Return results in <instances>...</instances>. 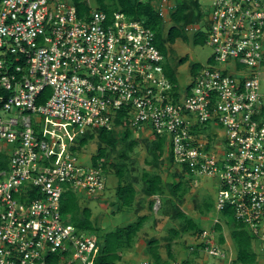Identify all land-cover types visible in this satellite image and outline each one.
<instances>
[{"label":"built area","instance_id":"built-area-1","mask_svg":"<svg viewBox=\"0 0 264 264\" xmlns=\"http://www.w3.org/2000/svg\"><path fill=\"white\" fill-rule=\"evenodd\" d=\"M204 20L212 55L179 90L143 20L0 0V264H93L96 236L61 220L60 199L64 185L105 189L102 161L84 166L72 149L94 129L149 131L175 166L216 179L211 227L190 251L226 260L214 227L229 216L264 242V0H210Z\"/></svg>","mask_w":264,"mask_h":264},{"label":"rangeland","instance_id":"rangeland-1","mask_svg":"<svg viewBox=\"0 0 264 264\" xmlns=\"http://www.w3.org/2000/svg\"><path fill=\"white\" fill-rule=\"evenodd\" d=\"M180 0H152L155 8L163 19V33L172 25L169 13ZM191 1V0H190ZM203 12L205 19L209 10L210 0H196ZM87 2L95 7L94 0ZM204 20V19H203ZM203 20L197 25L190 27L187 31L188 38L186 40L177 39L173 44H166L165 48V65L172 70L176 77V84L179 90H184L192 80L190 67L192 64L205 65L208 63L212 55V49L207 44H194L193 34L196 30H202ZM264 50V46H263ZM184 57L185 61L179 63L178 60ZM260 95L264 105V64L260 68ZM123 129L116 130V136L120 138ZM137 141L132 151L128 152L127 174L130 177L140 178L143 171L157 173L162 178V193L158 196L143 197L140 194V182L134 183L137 191L135 201L131 207L118 208L115 190L118 178L115 174V168L109 166L110 162H117V153L112 152L106 159V186L99 194L93 196L80 195V206L91 209L92 220L100 228L101 231H110L116 227H122L132 222L138 215H147L146 221L134 238L132 245L122 249L121 260L117 264H134L140 259H150L148 253L147 241L155 239L158 244V252L164 261L172 263L174 261L189 260V264H227L234 259L236 252L230 238V228L224 224L222 233L224 236L223 249L226 250L228 258L222 260L212 257L202 250L197 253L190 252V246L196 241L195 234L190 231L181 230V221L173 219L170 214L172 212V204H175L182 210L187 217L195 221L201 229H210L211 212L207 211L206 206L209 203L214 204L217 192L216 179L205 176H187L182 178L175 177L173 174L181 171L180 167L175 166L168 153V148L164 146L162 158L157 167L148 164L151 160L146 150V141H150L151 134L149 131L132 133L129 140ZM98 139L95 137L88 144L76 151L78 162L84 166L91 165L92 155L96 153ZM123 147L121 141L117 142L116 150ZM183 182L181 191L173 196L169 190V183ZM179 194H182L180 196ZM153 201L152 208H149L148 202ZM170 201V202H168ZM170 229L179 231L178 236L171 234ZM169 244V246H168ZM254 249L257 253V263L264 264V242L254 241ZM171 253V258L168 255ZM70 258V257H69ZM64 264H68V260ZM62 260V259H61ZM151 260V259H150Z\"/></svg>","mask_w":264,"mask_h":264},{"label":"trees","instance_id":"trees-1","mask_svg":"<svg viewBox=\"0 0 264 264\" xmlns=\"http://www.w3.org/2000/svg\"><path fill=\"white\" fill-rule=\"evenodd\" d=\"M78 11L79 14L88 13L92 7L87 0H69ZM95 8L106 12L111 15L114 12H121L130 19L143 20V23L152 29L155 36V44L165 56L166 44H173L177 39L186 40L188 38L187 31L190 27L197 25L203 20L204 14L200 9L199 3L196 0H180L176 2L174 7L169 13L170 21L172 25L167 29L166 33H163V19L155 8L152 0H94ZM207 27V23L203 20L202 30H196L193 34L194 44H203L205 40L204 28ZM165 61V60H164ZM185 58L182 57L178 60L179 63H183ZM264 64V60H263ZM163 68L167 77L176 84V77L172 70H169L165 62ZM199 64H192L190 67L191 75H194L198 70ZM50 94V89L46 88L42 92V97H46ZM118 122V121H117ZM132 131L125 127L120 138L116 136V131H107L105 129H94L84 133V135L78 138L72 147L74 151L80 150L86 146L88 142L95 137L98 139V146L96 153L92 155V163L95 164L97 160L102 161V165L105 167L106 159L112 152L117 153V162H110L109 166L115 168V174L118 178V183L115 190L116 201L118 208L131 207L135 201L137 191L134 187V183L140 182V194L143 197L158 196L162 193V178L157 173H150L143 171L140 178L130 177L127 174V153L132 151L137 144L135 140H129L132 135ZM121 141L123 147L120 150H116L117 142ZM165 146V139L163 137H154L150 141H146V150L150 155L151 160L149 165L157 167ZM171 160V158H170ZM172 162V161H171ZM8 157L4 153H0V170L7 169ZM175 177L182 178L184 175L189 176L187 168H181V171L173 174ZM170 193L175 196L178 191H181L183 182L180 180L176 183H169ZM182 196V194H179ZM80 196L64 185L61 199H60V215L61 220L66 223L72 224L78 231H85L96 236L98 244V253L94 259L93 264H115L121 260L122 249L128 248L132 245L135 236L142 228L143 223L147 219V215H138L132 222L122 227H116L110 231H101L100 228L93 222L91 216V209L86 206H80ZM170 202V201H168ZM149 208H152L153 201L148 202ZM213 208L211 203L206 206L207 211ZM170 216L173 219H179L181 221V230L190 231L192 234L197 235L202 231L198 224L180 210L175 204H172V212ZM225 224L230 228V238L233 243L236 255L229 264H257V253L254 249V241L256 239L251 236L245 227L235 222L230 216L226 218ZM215 230L218 235V242L222 245L225 241L222 226L215 225ZM171 234L178 236L179 231L170 229ZM169 246V244H168ZM148 253L150 259L155 264H169L168 261L162 260L158 252V244L155 239L147 241ZM196 246L190 252L197 253ZM168 255L171 258V253L168 251ZM59 256L55 255L48 259L49 264H59ZM184 264H189V260H184Z\"/></svg>","mask_w":264,"mask_h":264},{"label":"crops","instance_id":"crops-1","mask_svg":"<svg viewBox=\"0 0 264 264\" xmlns=\"http://www.w3.org/2000/svg\"><path fill=\"white\" fill-rule=\"evenodd\" d=\"M258 264V263H257Z\"/></svg>","mask_w":264,"mask_h":264}]
</instances>
